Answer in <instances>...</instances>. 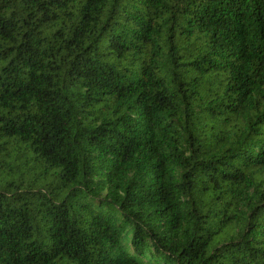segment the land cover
I'll use <instances>...</instances> for the list:
<instances>
[{"label":"trees","instance_id":"trees-1","mask_svg":"<svg viewBox=\"0 0 264 264\" xmlns=\"http://www.w3.org/2000/svg\"><path fill=\"white\" fill-rule=\"evenodd\" d=\"M0 264H264V0H0Z\"/></svg>","mask_w":264,"mask_h":264}]
</instances>
